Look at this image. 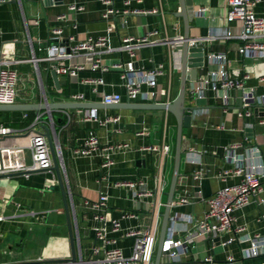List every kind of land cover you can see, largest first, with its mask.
I'll return each mask as SVG.
<instances>
[{
  "label": "crops",
  "instance_id": "crops-1",
  "mask_svg": "<svg viewBox=\"0 0 264 264\" xmlns=\"http://www.w3.org/2000/svg\"><path fill=\"white\" fill-rule=\"evenodd\" d=\"M117 0L115 6L123 10L155 9L149 14H119L115 17V31L108 33V20L102 12L104 5L100 0H7L0 2V55L14 61L13 68L18 73V100L16 103L41 104L47 99L53 102H102L104 93L119 92L125 94L124 80L118 70L107 72L85 69L77 76L59 74L57 87L51 74L49 62L40 60L35 65L32 59L43 58L54 28H61L62 42L68 44L70 36L84 40L89 36H109L110 43L118 47L126 36H145L157 31L151 39L152 44H145L135 49L132 56L127 50H113L103 55L105 64L129 62L134 60L139 69H149L163 64V73L158 77L161 92L156 99L147 96L149 86L143 85L141 95L134 101L126 96L122 102L149 103L171 102L179 92L181 68L174 66L173 49L183 50V44L175 48L166 42L179 35H184V20L178 15L181 10L180 0ZM73 5L83 9H72ZM188 7L194 8L191 20V38L215 36L202 41L204 64L197 69V78L187 85L186 104L195 107L190 127L184 129L183 154L180 176L175 194V203L171 216L192 215L202 219L208 209L207 199L227 184L235 180L223 181L219 174L228 166L226 162L227 147L241 143L240 154L249 155V148H258L259 153L250 154V160L264 167V102L251 107L252 115H241L243 90H231L230 103L222 98L224 90L208 89L206 97L197 99L193 96L192 85L202 75L216 68L210 64L208 54L226 52L227 68L233 77H242L249 73L247 87H254L256 95L264 94V60L254 61L237 51L243 40L224 38L220 33L230 27L239 32L241 27L228 23V0H187ZM205 8L204 12H200ZM256 12L264 14V0L256 6ZM196 58L193 52L192 59ZM104 79L103 84L93 91V85L87 82L90 78ZM83 93L84 100L75 99L74 95ZM88 109L53 110L57 116L52 126L51 119L35 122L37 113L34 110L21 111L18 127L8 135L4 144H27V132L44 129L42 122L56 128V141L61 149L63 159L62 175L68 191V203L71 213L72 228L75 239L78 264H106L104 262L107 243L97 240L93 233L95 221L93 211L85 205L86 201L98 199L100 192L108 191L110 214L121 218L123 228L157 227L159 234L162 214L167 204V192L170 187L173 168L177 119L175 115L163 109H128L97 108L100 119L120 116L119 123L101 124L86 120L84 114ZM25 113L27 116L24 117ZM46 117L47 112L41 110ZM36 123V124H35ZM0 124L7 125L1 122ZM35 124V125H34ZM119 129V130H117ZM143 130L144 134H138ZM94 132L101 147L118 142H128V150L117 151L113 164L102 166V158L94 156H76L74 149ZM170 145L171 150L165 153L163 146ZM154 146L157 150H151ZM259 155V156H256ZM125 180L144 181L152 195L138 200L131 198L130 190L125 186H115L116 182ZM158 183L163 191L157 188ZM187 199V202H182ZM264 179L263 191L254 197L250 204L235 212L234 226H245L249 234L264 236ZM133 214L134 216H129ZM126 215V216H125ZM0 264H73L71 240L64 199L55 170L35 172H14L0 175ZM192 224L186 227L179 225L177 237L186 236ZM234 233L208 237L205 241L195 242L190 250L173 261L167 254L163 256L164 264H207L205 258L212 254L211 264H262L264 253L244 257L242 248L248 243L238 240L227 242ZM114 246L121 248L125 254L132 253L133 238L124 237L122 232L113 233ZM109 246V245H108ZM97 248L98 251H94ZM234 257L229 262V256Z\"/></svg>",
  "mask_w": 264,
  "mask_h": 264
},
{
  "label": "built area",
  "instance_id": "built-area-1",
  "mask_svg": "<svg viewBox=\"0 0 264 264\" xmlns=\"http://www.w3.org/2000/svg\"><path fill=\"white\" fill-rule=\"evenodd\" d=\"M7 0H0L5 2ZM105 6L102 12L104 19L108 20V33L115 31V17L119 14L137 13L149 14L154 13L155 9H118L115 4L117 0H100ZM262 0H228L229 10L227 14L228 23H236L241 27L239 32H234L230 27L224 29L220 36L224 38L238 37L242 39L243 44L238 45L237 51L246 58L254 61L264 60V14L260 15L256 12V6ZM130 0L126 1L129 4ZM79 7V8H78ZM72 9H83L82 6L73 5ZM202 8L200 12H204ZM61 28H54L50 36V43L46 47V54L43 58L34 56L32 61L38 65L40 60L49 62L50 67L55 69L58 74H65L71 77L77 76L79 71L90 69L92 71L107 72L111 69L118 70L121 78L124 80L125 94L119 92L104 93L102 103L117 104L121 103L123 97L126 96L129 101L136 100L142 93L143 85L150 88L147 96L156 99L161 92L167 94L168 90L160 89L158 86V77L163 73V64H158L149 69H139L136 67L134 60L129 62H118L115 64H105L103 55L112 52L115 49L120 51L127 50L132 56L135 55V49L145 44H152L156 40L151 39L157 31H153L145 36H126L121 39L120 45L116 48L111 45L108 34L101 36H89L84 40H77L75 36H70L68 44L62 42L60 34ZM215 36H203L191 38L190 46H196L202 41H206ZM184 35L167 39L166 42L175 48L179 44H183ZM175 57L174 66L181 68L182 52L180 49L172 50ZM210 64H215L216 68L208 74L198 78L196 83L192 85V94L197 99L206 97L207 90L213 89L224 90L222 98L226 104L230 103L231 90H243L241 115L251 116V107L256 103L264 102V94L256 95L254 87H247L246 80L250 78L249 73L242 77H233L227 68L228 55L226 52H211L208 54ZM14 61L2 57L0 55V104H15L17 95L18 73L12 67ZM264 80V76L262 77ZM87 82L93 85V91H97V86L104 83V79L90 78ZM169 95V93H168ZM75 99L84 100L83 93L74 95ZM27 116L25 113L24 117ZM84 118L86 120H94L101 124L107 122L119 123L120 116H112L100 119L97 108L88 109ZM41 119L36 118V123ZM54 120H51L52 126ZM35 123V124H36ZM264 123V121H262ZM34 124V125H35ZM119 130V129H117ZM44 131V130H43ZM14 129L8 125L0 124V175H7L14 172H35L50 170L54 163L50 150L48 138L42 132H36L33 126L25 132L29 137L27 144L6 145L5 138L12 134ZM138 134H144L141 130ZM131 147L128 142L112 143L101 147L98 136L91 132L83 142L74 149L76 156H94L99 155L102 158V166L109 167L113 164V154L117 151L128 150ZM243 144L236 143L227 147L226 162L227 167L221 170L219 177L223 181L234 179L231 184H227L208 197V209L202 219H196L192 215L180 216L175 214L171 216L170 224L164 241V254H167L173 261L178 260L181 255L187 253L192 244L195 242L205 241L208 237H216L226 233H234L236 236L230 237L227 242L238 240L240 243L247 242L248 247L242 248L244 257L258 256L264 253V236L258 233L249 234L246 232L245 226H234L235 212L251 203L255 196L263 191L264 167L261 164L254 163L250 159L255 156L250 154L259 153L258 148H249L250 154H240ZM151 150H157L156 147H149ZM165 153L171 150L170 145L163 146ZM59 154H61L60 146H58ZM259 156V155H256ZM144 181L125 180L115 183V186H125L131 192V198L138 200L143 196L152 195V190L148 189ZM157 188L163 191V186L158 183ZM110 198L108 191H102L97 200L86 201L85 205L92 209L95 225L92 230L97 240L106 242L104 262L106 264H153L156 247L159 239V231L157 227L144 229L141 227L123 228L121 218H114L110 214ZM187 202V199H182ZM264 203V199H261ZM175 203V202H174ZM126 216V215H125ZM129 216H134L129 214ZM264 216V215H263ZM2 219V218H0ZM188 223L192 224V228L188 230L186 236L177 237L179 225L185 227ZM122 232L124 237L133 238L132 253L130 255L114 246L115 239L109 238L111 234ZM94 251H98L95 248ZM206 263L211 264L214 260L212 254L206 258ZM229 262L234 261L231 255ZM264 264V262L262 263Z\"/></svg>",
  "mask_w": 264,
  "mask_h": 264
},
{
  "label": "water",
  "instance_id": "water-1",
  "mask_svg": "<svg viewBox=\"0 0 264 264\" xmlns=\"http://www.w3.org/2000/svg\"><path fill=\"white\" fill-rule=\"evenodd\" d=\"M181 10L178 12V15L181 16L184 20L185 32H184V41H183V50H182V62H181V77H180V87L179 92L175 99L171 102H149V103H117V104H104L102 102H53L47 99L41 104H31V103H15V104H0V111H30L34 110L37 113V116L41 120L50 118L51 120L57 119V116L52 114L53 110H66V109H91V108H128V109H163L172 112L177 119V134H176V143H175V155H174V168L172 179L170 183L169 190L167 192V204L165 211L162 214V223L159 234V239L157 243L156 253L153 264H164L163 248L164 241L166 238L167 230L171 220L172 207L175 202V194L177 189L178 178L180 176L181 161L183 154V138H184V129L191 126L193 118V110L195 107L188 106L186 104L187 97V85L189 81L195 80L197 78V69L198 67L203 66L204 56L201 48L197 46H190L189 40L191 39L190 29H191V20L194 15V8L188 7L187 0H180ZM193 52H196V58L193 60ZM51 74L54 78V81L59 87V74L55 69L51 70ZM41 110L47 112V116L44 117ZM41 127L44 131L35 130L36 132H42L48 138L50 150L53 158V167L52 170H55L58 176L60 183L65 210L68 219L69 234L71 240L72 248V257L69 259L73 264H78L79 261L76 255V246H75V235L72 228L71 213L68 203V191L65 188L63 175H62V155L58 151V142L56 141V128L53 129L49 124L42 122Z\"/></svg>",
  "mask_w": 264,
  "mask_h": 264
},
{
  "label": "trees",
  "instance_id": "trees-1",
  "mask_svg": "<svg viewBox=\"0 0 264 264\" xmlns=\"http://www.w3.org/2000/svg\"><path fill=\"white\" fill-rule=\"evenodd\" d=\"M11 116L9 117L8 122H5L10 127H18L20 123V116L19 114L22 113L21 111H10ZM4 123V122H3Z\"/></svg>",
  "mask_w": 264,
  "mask_h": 264
},
{
  "label": "rangeland",
  "instance_id": "rangeland-1",
  "mask_svg": "<svg viewBox=\"0 0 264 264\" xmlns=\"http://www.w3.org/2000/svg\"><path fill=\"white\" fill-rule=\"evenodd\" d=\"M18 84H19V81H18ZM18 97H19V95H18V85H17V95L15 97V101L18 100ZM9 117H12L10 111H0V123L1 122H4V123L8 122Z\"/></svg>",
  "mask_w": 264,
  "mask_h": 264
}]
</instances>
